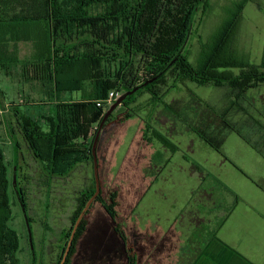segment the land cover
<instances>
[{"label":"trees","instance_id":"1","mask_svg":"<svg viewBox=\"0 0 264 264\" xmlns=\"http://www.w3.org/2000/svg\"><path fill=\"white\" fill-rule=\"evenodd\" d=\"M205 4L206 0H0V71L8 72L12 66L22 62L25 77L30 75L33 80H45L46 76H62L66 79L64 91H80L77 88L79 84L91 88V94L82 99L83 102L58 104L52 115L40 120L13 106L8 121L10 139L17 144V135L20 134L47 173L64 177L83 159V153L72 144L73 141L87 139L95 127L88 151L93 159L95 135L111 107H98L97 102L104 101L110 91L124 94L147 83L113 112L104 128L115 118L118 110L123 113L117 123L133 117L135 110L131 106L140 95L147 93L151 96V105H165L167 117L179 118L198 138L220 151L227 133L236 130L227 120L230 110L248 114L245 103L247 99L251 100L249 92L264 87V49L260 65L221 59L220 51L229 46L235 35L243 3L219 33L215 41V57L200 68L193 67L186 46L192 35L195 15ZM21 44L28 45L31 51L22 58L18 54ZM233 69H240V73L234 74ZM186 82L225 88L227 98H232L231 106L224 108V112L222 108L216 113L208 103L205 108L199 109V101H196V106L194 100L183 104L182 101L173 104L164 102L171 89ZM176 105L180 111L174 109ZM214 116L221 126L216 131L206 124L215 120ZM251 121L256 125H246L251 131L259 126L264 128L261 121L254 118ZM43 124L48 126V131ZM155 136L167 148L179 150L165 135L157 133ZM208 178L211 184L204 189V195L209 196L207 202H211L213 207L220 204L221 208H226V213L216 227L205 229L203 241L212 247L216 258L223 250L224 258L230 257L232 250L219 242L217 232L239 198L214 177L208 175ZM10 186L8 163L0 147V208L10 206ZM95 190L80 200L72 218L74 221ZM17 191L25 206L26 190L18 187ZM226 194L233 197L232 203H226ZM95 202L103 205L114 222L115 232L124 241L126 264H136V254L128 246L126 236L117 224V193L111 194L109 201L103 200L99 194ZM89 212L91 208L79 225L66 264L85 234ZM10 222L11 216L0 212V264H19L21 241L17 231L10 227ZM242 262L250 264L245 260Z\"/></svg>","mask_w":264,"mask_h":264},{"label":"rangeland","instance_id":"2","mask_svg":"<svg viewBox=\"0 0 264 264\" xmlns=\"http://www.w3.org/2000/svg\"><path fill=\"white\" fill-rule=\"evenodd\" d=\"M241 4L244 7L235 35L229 46L220 51L221 59L261 64L264 49V0H206L204 9L201 7L195 15L192 35L186 46L193 67L200 68L215 57V41ZM30 53L28 45L18 46L20 57ZM20 69V66H12L6 74L0 71V147L7 159L11 180L10 206L0 208V212L11 216L9 225L20 237L19 264H59L70 239L67 238L68 233L73 232L77 221L72 219L80 205L75 197L82 189L83 182L81 177L73 178L72 184L59 186L56 192L47 194L46 190L37 186L43 180L41 175L37 177L30 171L29 163L26 169L23 167L25 174L15 170V142L10 139L8 131L11 108L21 100H39L35 91L38 84L35 81L32 85L20 82ZM232 72L238 75L240 69H233ZM22 89L31 95L29 99H25ZM249 93L251 100L247 99L245 103L248 114L236 109L228 113L227 120L236 130L229 134L220 151L202 142L181 121L175 127L166 124V119L158 114L160 121L165 122L164 127L167 126V135L181 145L176 144L179 148L176 151L166 147L169 153L161 150L158 160L163 163L159 171L149 175L147 165L158 144L151 143L142 147V133L138 125L142 124V120L151 124L150 120L156 112L153 110L147 114L143 110L147 109L145 106L148 98L143 97V94L137 98L142 103L137 113H141L118 129L108 151L110 188L106 186V177L100 179L103 190L100 194L104 199H107L110 192L117 193V224L126 236L128 246L136 254V264H237L233 258H224V252H220L216 258L212 247L201 241L204 240L202 234L206 233L205 229L216 227L225 215L226 208H221L220 204L213 207L211 202H207L209 196L204 195V189L209 188L211 180L208 177L201 178L200 171L209 173L211 177L217 176L214 178L225 183L235 193L243 190L242 175L254 178L260 174L261 168L254 162L250 146L251 128L246 125L256 126L251 121L253 118L264 125V87ZM226 94L225 88L186 82L171 89L165 103L172 104L173 99H181L182 104L194 100L195 106L198 105L196 101L200 102L199 109L205 108L208 103L219 113L228 105ZM46 97L42 94L40 98ZM122 113V110H118L115 114L118 117ZM206 124L215 131L221 127L217 118ZM104 150L103 144V168L106 164ZM194 165H199L200 171L195 170ZM15 175L18 187L27 190L25 206L13 187ZM92 184L91 191L95 188V184ZM90 208L85 234L79 239L68 264H125L127 252L121 237L114 230L113 220L100 203L95 202Z\"/></svg>","mask_w":264,"mask_h":264},{"label":"crops","instance_id":"3","mask_svg":"<svg viewBox=\"0 0 264 264\" xmlns=\"http://www.w3.org/2000/svg\"><path fill=\"white\" fill-rule=\"evenodd\" d=\"M18 66L21 67L19 71V75L22 77V79L20 80V82H28L31 83L32 85V83L35 81L38 84L35 87V91L37 96H39V100H33V99L25 100V101L21 100L19 104L16 103L14 106L19 107L23 112L29 114L34 119L40 120L44 116L52 115L54 113V107L58 104L83 102L82 99L86 98L91 94V88L84 86V84H79L77 86V88L81 89L80 91H73V92L64 91L63 90L65 84L64 80L66 79L62 76H55V75L46 76L45 80L43 79L33 80L32 77H30V75L29 77L27 76L25 77L24 74L26 73L22 69V62H19ZM6 73L8 72H5V74ZM16 73L17 71L15 72V75ZM57 82L60 83L58 84V88H57ZM21 91L22 93H25V99L30 98L31 95L26 93L25 90L22 89ZM42 94L47 95V97L41 99L40 97L42 96ZM20 95L22 94L20 93ZM142 96L143 97L146 96L148 98V102L146 103L145 106L147 109L143 111H145L147 114H150V111L153 110L156 112L155 116L150 120L151 124L146 123L141 119L142 124L140 123L138 125V129L140 133H142L141 135L142 147H144L146 144H151V143H154L155 145L158 144L156 145V152L152 155V157L150 158L151 159L150 163L148 162L147 165V171H149L147 172V175H149V173L152 174L155 171L156 172L159 171L160 166L163 163V161L161 162L160 160H158L160 158L161 150H163L165 153H169V150L166 148V146L163 143H161L155 136L158 133L165 135L171 140L170 138L171 136H168L165 130L167 129V126L164 127L165 122L162 123L160 121L161 118L166 119V124H170L175 127L180 124V120L179 118L172 119L167 117L165 115V106L162 107L163 106L162 104L158 106L151 105V96L149 94L145 93ZM231 99L232 98H230L228 105L223 107L222 110L223 112H224V108L228 109L231 106L232 104ZM179 101H181V99H173L171 103L172 102L177 103ZM254 101H256V99H254ZM164 102H166L165 99ZM140 105H142V103H139V100L136 99L135 103L131 106V108L135 110V115L133 117L123 122L117 123L118 117L120 116L117 117L115 115V118H113V120H111V122L108 123L101 132L99 144L97 147L98 170H99L100 179L102 178L103 180L104 177L107 178V182L105 183L106 186H108V188H110L109 186L110 177L108 173L109 163L107 161L108 151L115 140V137L118 133V129L124 123L138 117V115L141 113V112L137 113V108H139ZM155 108H160V109L155 110ZM174 109L176 111H180V107H178L177 105L174 106ZM158 114L161 116V118L158 117ZM44 129L45 131H48V126L44 125ZM94 130L95 127L93 128L90 136L87 139L79 138L73 141L72 144L79 147L80 151L83 153V159L82 162L78 163L71 170V172L64 177L47 173L43 169L42 164L34 158L33 154L28 149L26 143L23 141L21 135L18 134L17 144L13 143L14 145L13 158L15 162V170L16 171L19 170L21 171V174L23 172L25 174V170L23 169V167L26 169L27 163H29L30 171L34 172L37 177L41 175L40 178H42L43 180V183L41 182L40 184H37V186L40 187L41 190H46L47 194L54 193L57 191L58 189L57 187L59 186L66 187L67 185L72 184L75 178L81 177L83 182V187L78 192V196L75 197L77 198V204H78V202L83 198V196L91 191V188L93 186L92 183H94V175H92L94 169V162L93 159L88 154L89 147L91 144V135L94 132ZM232 132L234 131H229L227 133L226 138L223 142V146L225 145L227 137ZM250 136H251V138H249L251 141L250 146L253 151L252 154H254L253 160L261 168V172L258 176L254 178L242 175L241 182L243 185V190L240 192L235 193L233 190L227 187L225 183H223L234 195H236L239 198V202L234 207V210L228 216L223 226L218 230L217 238L219 239L220 243H222L225 247H228L229 249L232 250L231 251L232 253L229 254V256L230 258L235 259L237 261V264H241V263L243 264L242 260L248 261L250 264H264V128H262L261 126H259L258 128H253ZM173 143L175 145L176 144L181 145V143H176V142ZM103 144L105 145L104 155L106 157L105 159L106 164L104 168H103V161L101 158V149ZM1 145L2 144H0V146ZM152 162H154L153 165ZM193 168L195 170L200 171L199 169L195 168V166ZM103 170L105 171V176ZM208 175L210 174L209 173L206 174L204 171H200L201 178L208 177ZM213 177L216 178L217 176L213 175ZM91 181L93 182L91 183ZM14 188L15 191L18 192L17 181L14 182ZM101 191L103 192L102 189ZM111 194L113 193L110 192L107 194L108 195L107 199L110 197ZM232 200L233 197L230 195H227V197H225V201L227 204L232 203ZM205 236H206L205 234L204 235L202 234L203 238ZM201 241H203V239ZM222 252L225 253L224 250Z\"/></svg>","mask_w":264,"mask_h":264},{"label":"water","instance_id":"4","mask_svg":"<svg viewBox=\"0 0 264 264\" xmlns=\"http://www.w3.org/2000/svg\"><path fill=\"white\" fill-rule=\"evenodd\" d=\"M147 83L140 85L136 88H134L131 91H128L126 93H124L118 100H116L113 105H111V107L108 109V111L105 113L98 131L95 135L94 138V142L92 145V156H93V162H94V179H95V193L93 194V196L88 200V202L86 203L84 209L82 210L81 214L79 215L74 228H73V232L71 233L67 248L65 250V253L63 255V258L61 260V262L59 264H65V261L67 260V257L69 255V252L71 250V247L73 245V241L76 235V231L80 225V222L83 220V218L85 217V215L87 214V212L89 211L90 207L92 206V204L95 202V200L98 198L100 191H101V187H100V178H99V170H98V157H97V147L99 144V140H100V135L101 132L107 122V120L110 118V116L113 114V112L120 106L123 104V102L132 94H134L135 92H137L139 89H141L143 86H145Z\"/></svg>","mask_w":264,"mask_h":264},{"label":"built area","instance_id":"5","mask_svg":"<svg viewBox=\"0 0 264 264\" xmlns=\"http://www.w3.org/2000/svg\"><path fill=\"white\" fill-rule=\"evenodd\" d=\"M123 95V93L121 91H110L107 98L104 101H98L97 102V106L98 107H103V106H111L113 105V103L118 100L121 96Z\"/></svg>","mask_w":264,"mask_h":264},{"label":"flooded vegetation","instance_id":"6","mask_svg":"<svg viewBox=\"0 0 264 264\" xmlns=\"http://www.w3.org/2000/svg\"><path fill=\"white\" fill-rule=\"evenodd\" d=\"M102 199L105 200V201H109L110 197L108 199H104V198H102ZM101 206H103V205L101 204ZM122 242L124 243V241H122ZM124 246H125V243H124ZM125 249H126V246H125Z\"/></svg>","mask_w":264,"mask_h":264}]
</instances>
